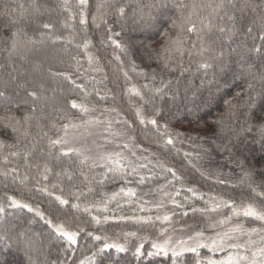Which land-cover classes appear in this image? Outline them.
Instances as JSON below:
<instances>
[{"label": "snow or ice", "instance_id": "snow-or-ice-1", "mask_svg": "<svg viewBox=\"0 0 264 264\" xmlns=\"http://www.w3.org/2000/svg\"><path fill=\"white\" fill-rule=\"evenodd\" d=\"M168 11L175 14L171 24L176 35L174 38L169 36L165 44L155 50V54L163 60L164 68L174 70L171 69L174 60L182 61L185 54L191 57L195 52V55L201 57L197 65L198 71L203 70L206 74L215 68L224 73L228 69L225 62V45L229 54L237 52L242 46L237 44V47H232L237 37L243 33L246 39L254 31L256 36L253 39L260 43H254L248 52L257 57H264V0H171V2L170 0H118V2L57 0L55 7L41 0H29L27 4L23 0H6L0 8V17L3 18L0 19V29H2L0 45L3 46L0 51L6 53L0 61V69L11 68V71L7 73L6 78L0 79V126L10 128L15 136L11 144L0 141V164L7 166L0 168V176L5 179L11 176L13 183L19 182L20 185H27L30 179L34 180L39 186L37 190L46 193L61 209L68 207L88 213L91 223L98 228L115 219L132 220L137 224L151 227H156V223L159 222L160 227L157 231L164 239L151 242L154 251L147 252L149 257L160 254L168 256L171 253L172 264H178V258L190 252L197 257L196 264H264V207L257 208L251 202L237 203L232 199L211 196L209 200L204 201L207 207L192 210L201 214L219 213L222 209L230 210L215 220L210 215L206 216L207 227L214 230V235H206L205 229L200 228L186 239L173 240L170 233L176 231L173 219L178 214L176 209L182 210L179 213L181 216L188 215V212L183 210L188 197H185V202L177 200L181 191L192 193L201 200L204 197L194 187H185L182 175L174 167L158 157L153 161L152 157L155 153L138 155L136 149L139 146L136 145V137L132 134L136 122L145 129L150 125L155 137L154 142L158 147L166 151L177 153L180 151L176 145L184 142L181 139L184 133L174 131L168 122L161 123L159 119L163 113L161 105L165 97L173 99L169 94L171 80L165 82L161 79L157 87L154 84L156 76L153 74L150 77L152 84L145 83L139 87L134 84L126 86V94L137 98L133 121L125 118L116 107H104L97 116L96 105L87 103L88 96L92 94L86 87L89 83L101 100L109 98L108 93L100 95V90L96 87L104 82L106 76L101 79L92 76L89 79L84 75L85 72H104L100 58L90 50L92 41L88 37L89 28H103L107 36L101 42L127 56L129 46L116 38L121 36V32L113 30L109 24V17L124 22L131 17L134 23L151 27L158 14L162 15ZM54 12L63 15L62 28L75 32L76 25L80 26L83 35L79 42L77 36L71 33L67 36L57 34L55 25L42 19ZM237 13L240 14L239 17ZM246 13L252 15V20L238 27V19L243 20ZM33 28L44 30L40 32L38 39L30 34ZM213 33H218L215 39H211ZM49 43L72 45L82 50L87 61V68L81 72L83 64L79 56L72 57L76 61L75 72L84 78L85 83H77L68 72H52L49 69L51 75L63 77L83 94L79 103L75 99L68 100V109L55 108V111L61 114L57 119L64 121L59 124L55 119H49V116L45 115L49 100L45 85L35 80L20 79L25 75L21 70L22 65L28 62L34 47L37 44ZM114 59L119 62L123 71L124 60L115 53ZM130 63L132 70L135 71V62L130 61ZM35 67L38 68L39 65ZM123 75L126 80L130 79L128 72L123 71ZM140 75L148 79L144 73ZM239 75L246 82L245 92L236 93L243 103L236 105L232 101H226L228 120L225 121L223 115L218 118L216 121L219 125L218 133L212 134L213 137L219 134L225 139L226 143L217 147L228 154L230 161L244 149H248L251 153L249 142L253 145L258 144L260 152L264 153V120L255 118L258 108H264V60L259 65L253 62L241 63ZM22 92L23 96H21ZM111 98L115 100L114 96ZM129 104H134L131 98ZM239 108H243V111L237 115ZM73 109L79 112V121L73 119L71 114ZM105 113H115V116L108 117ZM116 125L123 127L119 128ZM33 127L37 129V135L47 140L46 148L40 149L39 156L35 155L36 144L32 142L35 139L31 131ZM46 127L50 130L54 129L57 135H49V131L45 130ZM93 135L99 136L104 143L97 144L93 141V146H89L86 140ZM107 144H113L114 149L108 150L105 147ZM6 148L15 150L4 155L3 150ZM140 151L148 150L141 148ZM204 152L207 153L208 149H204ZM183 155L188 158L192 153L184 152ZM10 157L23 161V173L21 165L14 163ZM249 158L245 156L237 161V166L242 171L240 183H246L257 197L264 199V191H257V187L253 186L255 168L245 167ZM195 159L199 160L202 157L197 154ZM193 167L200 171L196 164H193ZM32 169L36 170L35 175H32ZM201 175L206 173L201 171ZM157 178L163 179L165 183L158 185L150 193H138L139 186ZM65 181L68 183L67 189L64 186ZM106 182H121V185L111 194L102 193V199L99 201L82 200L95 192V185L103 186ZM216 182L226 183L220 179L219 173ZM132 184L137 186L133 187ZM149 194L158 195L159 198L155 201L145 199ZM113 204L115 207L110 208L109 205ZM124 204L135 205L140 213L154 214L117 216L116 213L124 207ZM169 204L173 206L171 210L168 208ZM93 209L97 213H112V215L106 214L101 218L92 214ZM15 210H26L27 213H32L34 217L43 221L50 229L53 240L66 244L63 251L71 255H75L78 250L81 234L95 242L102 241L96 244L91 254L84 256L79 264H97L96 258L112 249L116 253L128 251L129 238L140 241L134 255L137 258L143 255L142 249L147 237L139 235L137 231H123L113 237L107 233L96 234L79 224L72 228L67 221L46 215L40 207L13 195H7L6 202H0V246L8 249L15 247L22 252L24 260L21 264H68V261L49 262L43 242L34 238L36 234L32 233L31 229L16 231L15 226H9L7 218L14 215ZM241 218L258 222L259 226L246 227ZM31 222L30 220L29 223ZM121 236L123 242L120 241ZM253 237L257 238L253 239ZM200 249H207L213 255L216 253H224V255L218 259L212 257L201 259ZM41 256L44 257L43 260L40 259Z\"/></svg>", "mask_w": 264, "mask_h": 264}, {"label": "trees", "instance_id": "trees-1", "mask_svg": "<svg viewBox=\"0 0 264 264\" xmlns=\"http://www.w3.org/2000/svg\"><path fill=\"white\" fill-rule=\"evenodd\" d=\"M6 0H0V8L4 5ZM24 3H28L29 0H23ZM43 3H47L51 7H55L57 0H41ZM118 2V0H113ZM171 2V0H170ZM239 17L240 14L237 13ZM175 18V14L171 11L164 14H158L157 19L153 22L152 26H141L134 23L133 19L129 17L126 22L117 21L115 17H109V24L113 27L114 31H120L121 36L116 37L123 43L129 46L128 55L120 53L119 50L114 49L111 46H105L101 41L106 39L107 33L103 28L96 29L90 27L88 31V37L92 41L91 51L100 58V62L104 67L103 73L85 72L84 75L89 79L95 76L97 79H101L106 76L102 84L96 85L100 90V95L108 93L109 98L107 100H101L92 90V84L86 85L88 90L92 93L87 98V103L96 105L98 111L96 114L99 116L100 111L104 107H116L121 114L129 121L135 120L134 105L137 100L135 97H129L126 94V86L136 85L142 86L145 83L152 84L150 77L154 74L156 76L155 86H159V82L163 79L165 82L172 81L170 85L169 94L173 96V99L165 97L163 104L162 116L159 118L161 123L168 122L170 127L174 131L184 133L183 143H178L176 147L180 149L177 153L175 151H166L165 149L158 147L154 142L155 137L151 131L149 125L147 129L144 126L139 125L138 122L134 125V131L132 134L136 137L135 143L139 146L136 149L138 155H150L155 153L152 157L153 161L158 157L165 161L169 166L174 167L178 173L183 177V183L185 187H194L199 194H202L204 199L201 200L192 193L181 191V195L177 197L180 202H185V197L188 200L185 202V208L183 210L188 212L187 216H181L179 213L181 209H176L178 213L173 219L175 221V228L177 233L184 232L185 230H197L200 228L205 229L206 234H214V230L207 227L208 221L207 215H210L213 220L221 217L223 214L230 212L229 209H222L219 213L201 214L199 211L193 212V208H204L207 205L205 200H209L211 196L223 197L225 199H232L237 203L241 201L253 203L257 208L264 207V199L257 197L247 184H241L240 179L242 176L241 168L237 166V161L242 160L245 156L250 158L246 161L245 167H254L255 173L253 175V186L257 187V191H264V153L259 150V145H253L249 142L248 147L252 149L249 153L248 149L242 150L237 153L236 157L231 161L228 158V154L220 150L217 146L226 143L225 139L217 134L213 137V132L219 130V125L216 124L218 118L222 115L225 121L228 120V105L226 101H232L236 105L243 103V100L236 96L237 92L244 93L246 88L245 79L239 75L240 64L246 62H253L257 65L264 60V57H257L254 54H249L248 49L253 46L254 43L259 44L260 41L254 40L256 32L245 39L244 34L241 33L237 37V40L232 44V47H237V44H242L238 48L237 52L228 53L227 45H225V62L228 65L226 72L221 73L218 70L211 69L206 74L203 70H197L198 62L201 57L195 55V52L191 57L187 54L184 55L182 61L174 60L171 64V69L164 68L163 60L155 54V50L160 49L166 42L169 36L173 38L176 35L175 30L172 28L171 20ZM252 15L246 13L243 20L238 19V27L241 24H248L252 20ZM0 19H3L0 17ZM43 20L53 23L55 25L56 33L59 35L67 36L70 33L77 36V42L83 33L80 32V26L76 25L75 32L71 29H64L61 26L63 15L58 13H52L50 16L46 15L42 17ZM123 25V27H122ZM2 31V29H0ZM43 29H31L30 34L39 38L40 32ZM167 34V35H166ZM218 33H213L211 39H215ZM3 46L0 45V48ZM218 47V45L216 46ZM114 53L121 56L124 60L123 71L128 72L130 79L126 80L123 71L118 61L114 59ZM6 53L0 51V61ZM73 56H79L83 67L87 68L86 57L83 56L82 50L75 48L72 45H65L58 43L52 44H37L33 51L29 55L28 62L23 63L22 71L25 73L20 79L35 80L37 83H43L47 89L46 95L49 98L48 106L45 109V115L49 116V119H55L56 122L63 123V120L57 119L61 114L55 111L56 107L69 108L67 104L68 100L75 99L79 103L82 97L79 89H75L74 85L69 83L61 76H53L50 74L49 69L52 72H68L72 74V78L77 83H85L83 77L75 72L74 65L76 61L72 59ZM130 61L135 62V71L132 70V64ZM39 65L38 68L35 66ZM11 68L0 69V79L6 78ZM144 73L148 79H145ZM183 73V74H181ZM235 74V75H234ZM211 82V83H210ZM110 90V91H109ZM24 93H21L23 96ZM115 97L113 100L111 97ZM132 99L134 104H129V99ZM246 98V97H245ZM243 111V108H239L237 115ZM20 114L19 112L17 113ZM73 118L79 117L80 114L77 110H71ZM112 113H105V116H109ZM115 114V113H113ZM257 120H264V108H258L256 112ZM47 124V121H45ZM49 131V135L56 136L57 133L54 129L45 128ZM32 136L35 137L32 140L36 144V156H39L40 149L46 148V138H41L37 135V129L32 128ZM15 134L10 128H4L0 126V141H4L7 144L13 143ZM189 137H192L189 139ZM202 138V139H201ZM31 139V137L29 138ZM200 147L202 150L196 152V154L185 158L183 153L190 152L192 147ZM147 149L148 151L142 152L140 149ZM204 149H208L205 153ZM15 149H4L3 154L6 155L9 151ZM200 155L202 159L196 160L195 157ZM254 157V158H252ZM14 163L21 165V172L23 173L22 164L23 161L18 158H12ZM191 161V163L189 162ZM196 164L200 171H197ZM7 167L0 164V168ZM201 171L206 175H201ZM36 170L32 169V175H35ZM220 174V179L226 181V183H217L216 176ZM131 179V178H130ZM165 183L163 179H155L146 183L143 186L138 187V193H150L158 185ZM121 182H106L103 186L95 185V192L90 194L86 199L82 198L84 202L99 201L102 199V193L111 194V192L118 190ZM65 189L68 187L67 181H65ZM136 187L137 185L132 184ZM39 186L36 185L34 180H29L27 185H20L19 182L13 183L12 177L7 179L0 176V202H6L7 195H13L18 199H24L31 203L33 206L40 207L46 215L52 216L54 219L59 218L69 223V226L75 228L78 224L83 225L88 230L94 231L96 234L107 233L109 236L115 237L116 233L123 231H137L139 235L146 236L147 240L144 242V248L142 249L143 255L137 258L134 255L135 248L140 241L135 238H129L128 251L122 253H116L114 249L109 252L98 256L96 258L97 264H172L171 253L168 256L163 254L149 257L147 252L154 251L151 248V242L159 239V233L157 229L160 227L159 222L156 223V227L149 225H140L132 220L120 221L118 219L109 220L102 225V228L96 227L91 223V217L88 213L82 210L76 211L68 207L61 209L52 198L46 193L37 190ZM179 187V182H177ZM66 194V193H65ZM151 195V197H150ZM159 197L155 194H149L145 196V199L155 201ZM151 206V205H150ZM110 208H114L115 205H109ZM172 205L169 204V210L172 209ZM11 211V210H10ZM93 215H99L101 218L104 215H112V213H97L95 209L92 212ZM124 214L126 216L132 215H153L154 213H140L138 208L124 204V207L119 210L116 215ZM9 226H15V230L19 231L24 228L31 229L32 233H35V239L42 241L44 246V252L47 255L49 262L57 260H67L68 264H79V261L86 255H90L94 250V246L101 242H95L90 237H84L81 234L79 239L78 250L75 255H71L63 251L66 244L53 240L50 235V229L44 224L38 217H34V214L27 213L26 210H15L14 215L7 218ZM32 221L29 223V221ZM246 227L259 226L258 222L250 221L241 218ZM192 225L193 227H187ZM185 229L181 231V229ZM254 237L253 239H256ZM53 240L52 243H49ZM120 241L123 242V237H120ZM200 258L206 259L212 257L213 259L221 258L224 253H213L207 249H200ZM44 259L43 256L40 257ZM197 257L194 253H185L182 257L178 258V264H196ZM24 260L22 252L18 251L15 247L8 249L0 246V264H21Z\"/></svg>", "mask_w": 264, "mask_h": 264}, {"label": "rangeland", "instance_id": "rangeland-1", "mask_svg": "<svg viewBox=\"0 0 264 264\" xmlns=\"http://www.w3.org/2000/svg\"><path fill=\"white\" fill-rule=\"evenodd\" d=\"M95 115H97L96 113H95ZM98 116V115H97ZM113 116H115V114H111V115H109L108 117H113ZM102 119L104 118V117H101ZM74 120H77V121H79V119H80V116L79 117H75V118H73ZM116 127H119V128H122L123 127V125H116ZM93 141H95L97 144H103L104 143V141L99 137V136H97V135H93V136H90V137H88L87 138V140H86V143L89 145V146H93ZM105 147L108 149V150H113L114 149V145L113 144H107V145H105ZM200 150H202V148H200V147H192L191 148V150H190V153H192V155H194V154H196V152H200ZM150 197H151V195H150ZM195 230H185L184 232H180V233H177V232H174V233H170L171 235H172V238H173V240L175 241V240H178V239H181V238H184V239H186L187 238V236L188 235H190V234H192L193 232H194ZM206 234V233H205ZM206 235H214V234H206ZM254 238V237H253ZM164 239V237H159V239H157V240H159V241H162ZM246 239V238H245Z\"/></svg>", "mask_w": 264, "mask_h": 264}]
</instances>
